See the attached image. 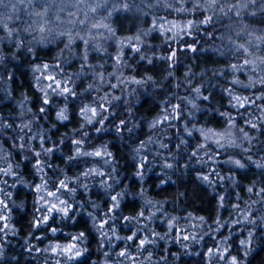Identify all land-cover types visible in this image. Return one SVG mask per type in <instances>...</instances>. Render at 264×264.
Returning <instances> with one entry per match:
<instances>
[{
  "label": "clouds",
  "instance_id": "clouds-1",
  "mask_svg": "<svg viewBox=\"0 0 264 264\" xmlns=\"http://www.w3.org/2000/svg\"><path fill=\"white\" fill-rule=\"evenodd\" d=\"M0 264H264V0H0Z\"/></svg>",
  "mask_w": 264,
  "mask_h": 264
}]
</instances>
